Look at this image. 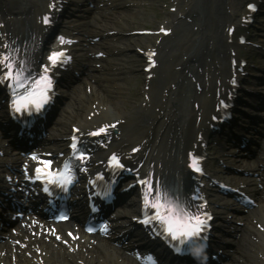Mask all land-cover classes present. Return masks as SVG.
I'll list each match as a JSON object with an SVG mask.
<instances>
[{
	"label": "bare ground",
	"instance_id": "bare-ground-1",
	"mask_svg": "<svg viewBox=\"0 0 264 264\" xmlns=\"http://www.w3.org/2000/svg\"><path fill=\"white\" fill-rule=\"evenodd\" d=\"M58 1L60 2V0H0V37L8 41L17 37L21 40L20 50L22 54L26 53V50L30 53L29 47L33 55L38 56L41 42L44 41L49 31L42 23V16L51 14L54 17L56 9L51 10L49 5ZM214 2L215 8L212 7ZM221 3V0H197L195 4L205 10L210 6L211 12L215 11V15L222 18L218 19V23L221 20L232 21V13L224 12L226 7L225 5L220 6ZM222 7L225 9L222 10ZM193 11L195 10L192 9L190 12ZM246 12L247 10H244L240 13L241 19ZM96 15L93 17L94 20ZM205 22L207 20L204 21L202 18L200 25L205 26ZM183 25H186L185 21L183 24L173 25L175 28L172 30H176L177 38L171 46L168 42L159 44L158 62L150 69L152 76L148 78L145 70L141 72L144 84L148 87L143 88L140 94L131 87H127L130 91V97L113 96L106 89L103 90L104 88L99 87L100 83L97 82L93 85L88 81L92 88L88 91L91 93L80 88L73 95L69 112L65 115V120L68 123L79 126L81 134H85V130L96 124H103L107 127L106 136L101 141L94 143L95 149L88 163L95 162L101 155L108 153V150H119L129 158L134 157L136 161L142 160L139 169H141V175L146 181H149V173L152 171L158 176L170 170L186 183V167L182 165L184 159L187 158L186 151L191 145L197 143L201 131L207 133V120L216 103V91L221 89L229 77L231 56L230 54L227 56L225 50L228 48L234 50L237 44L234 41V36L227 35V32L225 35L219 32L217 37H213L214 43L212 45L214 47L220 43L218 54L205 57L201 39L207 38V46L211 39L209 33L204 32V35L198 30L195 31L191 24L187 28L182 27ZM238 26H241V22ZM61 34L64 35L63 32ZM28 37H35L39 41L32 44L33 42ZM153 38L154 40L147 46L158 45L156 43L158 36ZM131 42L135 45V43H139V40L132 39ZM1 43L0 41V53H4ZM174 46L176 48H173ZM72 49H74L73 46ZM143 58L146 62L145 55ZM200 59L205 61L202 67L198 63ZM228 60L229 65L227 64ZM190 62L194 66L198 65V68L194 69L197 76L191 82L187 80L188 73L192 71ZM200 67L201 71L199 70ZM67 76H72V74ZM196 82L202 87L201 91H198L197 88L191 89L192 85L196 87ZM118 83L124 84L123 81H116L115 84ZM210 92L212 93L208 96L207 93ZM191 100L192 106L189 105ZM81 114L82 116H80ZM1 130L0 140L2 141L5 134ZM53 135L57 138L63 135V131L59 130ZM7 139L5 138V140ZM133 147H136L135 152H132L131 148ZM0 148L6 149L4 145H0ZM260 164L261 161L257 163V166ZM263 183L264 176H261L259 181L250 177L242 178L240 181V185L246 186L251 191H256V187ZM147 184L149 183L147 182ZM144 194L151 197L152 188H149ZM259 195L261 207H263V191H260ZM252 222H257L259 227L257 225L258 228H253ZM263 231L264 207L248 215L246 226L240 234L239 230L236 231L239 241L229 264H256L258 260L264 263ZM68 240L70 241V239ZM90 240V237L83 236L75 241L74 243H78L81 248L80 250L78 247L75 255L72 253L71 247L69 254L52 258L46 247H41L40 255L34 252L35 249L34 251L32 249L36 243L31 236H28L22 240L21 245H5L7 254H0V264L1 262L4 264H75L77 257L83 261V264H136L131 258H124L121 261L122 256H125L123 250L114 247L107 239L99 240L95 245H92L94 246L93 249L87 244L91 243ZM74 243L71 244L76 249ZM24 244L26 247L23 249ZM85 250L88 254L83 252ZM24 251H29L31 257L26 256ZM37 256H41L42 260L39 261ZM52 260L55 261L51 263Z\"/></svg>",
	"mask_w": 264,
	"mask_h": 264
},
{
	"label": "rangeland",
	"instance_id": "rangeland-1",
	"mask_svg": "<svg viewBox=\"0 0 264 264\" xmlns=\"http://www.w3.org/2000/svg\"><path fill=\"white\" fill-rule=\"evenodd\" d=\"M171 1L173 0H113L111 1V5H109L108 8L107 6H103L104 10H101L102 14L105 15L106 20L104 22H100L102 23V26H99L104 29L103 31H106L110 35L113 49H124V55L118 56L119 60L122 62L120 65L129 66L131 65L132 60L136 57L134 55V47L133 49H129V46L127 45L128 36H130L128 33L130 30L139 26H149L155 29L157 28L156 26L158 20H160L162 17L166 18L164 20L170 22L169 20L172 19V14L185 12L186 8H184L182 2L179 6H175L177 8L176 10L170 9L171 5L173 4ZM231 1L232 0H227L228 9H232ZM191 2L194 3L193 0H191ZM198 10L199 9H197V11ZM197 11L193 13V15L198 13ZM212 19L211 17L207 18V26H212L214 21H212ZM261 27H264V25H261ZM107 33L106 37H108ZM105 41H108L107 43H109V39L106 38ZM108 59H110V57ZM140 67L141 65L139 64V68ZM130 76L131 78L128 80L130 85L136 84L137 86V84H142V76L139 74L138 70H136ZM260 88L262 89V87Z\"/></svg>",
	"mask_w": 264,
	"mask_h": 264
},
{
	"label": "snow or ice",
	"instance_id": "snow-or-ice-1",
	"mask_svg": "<svg viewBox=\"0 0 264 264\" xmlns=\"http://www.w3.org/2000/svg\"><path fill=\"white\" fill-rule=\"evenodd\" d=\"M45 22H47V17H45ZM49 59L53 63L60 62L63 59V53H53V55L51 57H49ZM0 67L5 68V71L0 73V79L8 80L10 85L13 83L14 77L16 79L20 78V73L14 71V64H13V61L10 59V55L6 56L4 53H0ZM46 72H47V66H45V73ZM41 79L44 81H47L48 77H47V75H45ZM19 86L23 87V85H19ZM46 87H51V84L47 83ZM14 100L22 102V104L25 108H27V105L29 103L34 104L37 107L39 106L36 99L34 98V94H32V93H26L24 96H16V97H14ZM11 107L14 108L15 110L19 111V106L16 103H12ZM112 160L115 161L116 157L113 156ZM45 163H47V162H45ZM193 166L195 167L196 165L194 164ZM197 170H199V168H197ZM38 171H39V169H38ZM151 206L156 208L157 211L162 213V215H160V216H155L154 218H156V219H169V220H171L172 217H176V219H179V213L176 212L170 204H166L162 200L158 199ZM188 220L189 221H196V223L190 225L191 231H183L182 232L183 235H191V234L197 232L199 229V225L204 223L203 220H200L199 217H196V216L188 217ZM165 231L171 232V234L174 237L177 235V232L173 229L165 228Z\"/></svg>",
	"mask_w": 264,
	"mask_h": 264
}]
</instances>
